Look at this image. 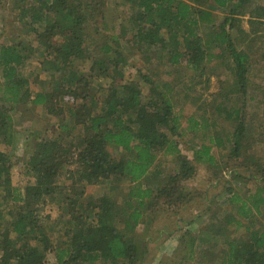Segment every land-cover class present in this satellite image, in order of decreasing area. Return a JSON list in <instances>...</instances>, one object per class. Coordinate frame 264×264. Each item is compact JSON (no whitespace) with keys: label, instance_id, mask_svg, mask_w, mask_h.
Segmentation results:
<instances>
[{"label":"trees","instance_id":"1","mask_svg":"<svg viewBox=\"0 0 264 264\" xmlns=\"http://www.w3.org/2000/svg\"><path fill=\"white\" fill-rule=\"evenodd\" d=\"M95 1H17L24 3L20 6L21 22L28 33L34 34L36 48L44 54L40 68L49 75L36 91H32L33 86L38 87L36 75H22L23 66L36 49L22 42L0 45V210L2 205L7 210L4 214L0 211V264H48V253L57 264H142L147 242L139 240L137 226L162 199L173 203L182 198L178 182L192 177L199 164H213L211 145H201L193 159L175 148V173L162 179L155 191L142 186L146 174L157 164V153L167 151L170 136L178 134V117L170 99L156 86L149 85L148 93H142L138 81L151 84L148 75L133 68L134 79L124 77V65L134 49L136 54L159 50L168 63H185L202 74L210 56L207 46L216 47L221 50L217 57L231 62L233 87L243 100L252 84V59L247 49L254 44L252 36L259 29L256 17H264L263 6L249 7V0H121L114 4L127 7L126 23H118V35L104 37L101 54L96 55L88 50L85 24L95 13L100 14L102 24L106 20ZM247 7L252 34L239 38L228 30L237 25V16ZM217 9H227L228 13L215 25ZM121 15L116 13L114 19ZM204 24L210 25L206 39L201 34ZM245 39L247 43H239ZM120 44L127 45L129 51ZM103 76L110 80L104 92L90 91L95 79ZM8 102L40 105L47 114L62 117L50 127L48 137L35 142L25 165L33 180L24 185L23 191L12 187V157L1 149L9 142L12 122ZM243 110L244 104L225 111L228 118L237 121L227 136L236 152L245 135ZM217 141L216 146H221V140ZM110 146L128 155L116 158ZM123 183L128 187L116 202L110 191L121 189ZM97 184H105L109 190L97 198H86L85 187ZM66 191V217L52 223V228L58 223V230L52 231L61 228L59 234L64 240L55 246L45 239L49 225H44L39 216L48 199L57 203L60 200L56 197ZM229 202L239 204L238 217L227 213L218 219L215 215L220 226H205L212 235L225 224L241 225L239 217L246 216L250 206L258 210L264 198L257 194L247 201L234 194ZM184 236L189 237L191 249L196 235L186 232ZM213 244L211 241L209 247L200 250L201 258L210 264H264V230L246 228L241 237L227 239L218 253L212 249Z\"/></svg>","mask_w":264,"mask_h":264},{"label":"rangeland","instance_id":"2","mask_svg":"<svg viewBox=\"0 0 264 264\" xmlns=\"http://www.w3.org/2000/svg\"><path fill=\"white\" fill-rule=\"evenodd\" d=\"M17 1L0 0V45L22 42L29 43L36 49L22 68V75H36L35 81H38V87L33 86L32 89V91H36L39 89L41 81H48L49 75L44 74L40 68L44 54L36 48L38 43L33 39L34 34L28 33L25 25L21 22L20 6L24 3H17ZM120 1H95L103 10L104 20H106L102 24L99 21L100 14L95 13L94 18L88 19L85 24L88 50L95 51L96 55L101 54L99 48L104 37L118 35L120 31L118 23H126L127 7L115 5L121 3ZM247 5L249 7L253 5L264 7V0H249ZM249 7L245 12L243 11V14L237 16V25L228 30L232 35L246 38L244 34H247L246 36L250 38L248 33H251L249 20L251 17L247 12ZM114 8H116L117 15L118 13L124 15L114 19L116 17ZM214 13L216 14L215 25H217L227 15L228 10L217 9ZM256 18L259 20L257 21L259 29H256L257 34L252 36L255 37L253 46L251 49H247L251 53L252 59L249 71L252 84L244 100L240 92L234 90L231 62L217 57L221 50L216 47L211 49L210 46H207L210 56H207V60L204 62L205 70L202 74L194 72L185 63L177 65L168 63L166 56L155 49L143 51L140 54H136L134 49L133 54L124 65L126 79H134L133 68L148 75L151 84H146L143 79L138 81L142 87V93L144 95L148 93L149 85L156 86L170 99L173 111L178 117V134L170 136L171 143L167 148L168 152L165 150L157 153V164L146 174L142 186H150L155 191L158 185H162V179L175 173L177 166L176 155L173 154L175 148H178L188 159H193L194 151L198 150L201 145H211L210 154L214 157L212 165L201 163L192 177L178 182L179 185H182V198L175 199L173 203H165L162 199L153 206L152 209L155 210L151 209L149 215L145 216L143 223L137 226L139 240L147 242V250L142 264H195L198 261L201 262L197 264H210L201 258L200 250L209 247L211 241L214 243L212 249L218 253L217 251L223 247L227 239L241 237L246 228L248 230L250 227L253 230H264V202L258 210L250 206V212H245L246 216L239 217L242 218L241 225L225 224L222 230L217 231L219 232L217 235H212L205 229V226L211 223L214 226H220L214 219L215 215L218 219L224 218L227 213H231L233 216L235 214L238 217L236 211L239 204L229 202L234 194L247 201H250L253 196L256 197L257 194L264 198V17ZM111 19L115 20H113L115 24ZM127 24L125 25L127 26ZM209 26L204 24L201 27L204 39L207 38ZM128 27L130 31V26ZM122 40L121 42L124 43ZM247 42V39L243 42L239 40L240 44ZM120 46L128 50L127 45L120 44ZM131 65L134 66L131 67ZM88 67L89 62L86 61L84 69L87 70ZM1 82L2 75L0 73ZM109 82L110 80L104 76L96 78L90 91L103 93ZM97 84L100 86L96 88ZM2 93L1 85L0 99ZM242 104H244L242 112L245 135L236 152L235 148L232 150L233 145L231 141L227 140V136H230L234 131L237 121L233 117L228 118L225 111H231L233 106L239 108ZM6 105L10 108L9 114L12 117V122L9 130V142L3 144L1 149L12 157L10 170L12 187L23 191L24 185L33 180L28 175L25 165L35 142L42 137H48L50 127L59 122L62 117L49 115L42 106L31 103L15 105L8 102ZM217 138L222 143L219 147L216 146ZM110 152L116 158L128 155L124 150L114 146H110ZM127 187L128 184L123 183L121 189L110 191L116 202L121 201V194L126 191ZM108 190L105 184L88 185L85 187V197L97 198ZM0 194L2 195L1 189ZM59 195L56 197L57 200H60L57 203H54L53 199L47 200L39 216L44 225H49L46 229L47 237L45 239L55 246L64 239L59 234L62 231L61 228H59V232L52 231V229L58 230V223L55 222V228H52V223L62 216L65 219V197L68 194L66 191ZM1 204L3 201L0 198V206ZM3 208L2 205L0 211H3L4 214L7 210ZM186 232L196 235V243L191 249L188 247L189 237H183ZM35 244L41 245L40 242ZM46 259L48 264H57L51 253L47 254Z\"/></svg>","mask_w":264,"mask_h":264}]
</instances>
